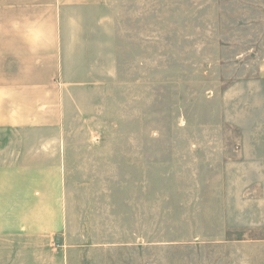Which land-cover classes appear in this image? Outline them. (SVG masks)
<instances>
[{"label":"rangeland","instance_id":"rangeland-1","mask_svg":"<svg viewBox=\"0 0 264 264\" xmlns=\"http://www.w3.org/2000/svg\"><path fill=\"white\" fill-rule=\"evenodd\" d=\"M107 11L112 81L0 127V264H264V0Z\"/></svg>","mask_w":264,"mask_h":264},{"label":"crops","instance_id":"crops-1","mask_svg":"<svg viewBox=\"0 0 264 264\" xmlns=\"http://www.w3.org/2000/svg\"><path fill=\"white\" fill-rule=\"evenodd\" d=\"M108 0H0V127H60L117 68ZM100 90V91H101ZM102 93V91H101ZM102 97V94H101Z\"/></svg>","mask_w":264,"mask_h":264}]
</instances>
